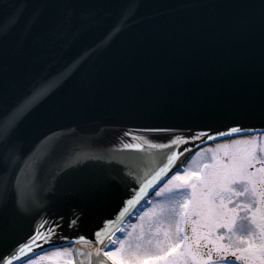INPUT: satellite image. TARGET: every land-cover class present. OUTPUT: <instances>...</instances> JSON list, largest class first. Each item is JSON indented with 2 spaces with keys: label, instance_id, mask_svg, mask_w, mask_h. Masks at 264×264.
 <instances>
[{
  "label": "water",
  "instance_id": "water-1",
  "mask_svg": "<svg viewBox=\"0 0 264 264\" xmlns=\"http://www.w3.org/2000/svg\"><path fill=\"white\" fill-rule=\"evenodd\" d=\"M259 4L0 0V112L46 77L53 94L43 101L46 119L27 146L45 134L56 137L53 155L28 193V210L17 211L12 199L0 204V223L11 238L22 242L34 230L51 227L67 237L58 241L63 246H91L90 264H97L95 250L103 245L95 232L105 221H116L107 244L144 201L118 219L122 199L167 163L168 149L149 146L168 143L166 134L146 129L175 128L189 140L181 150L193 151L224 137L194 140L190 133L215 135L237 125L264 128ZM73 162L79 163L70 166ZM78 256L76 251L75 264Z\"/></svg>",
  "mask_w": 264,
  "mask_h": 264
},
{
  "label": "snow or ice",
  "instance_id": "snow-or-ice-1",
  "mask_svg": "<svg viewBox=\"0 0 264 264\" xmlns=\"http://www.w3.org/2000/svg\"><path fill=\"white\" fill-rule=\"evenodd\" d=\"M259 7L264 22V0H260ZM52 94L49 79H39L19 100L0 112V160L3 161V167H0V204L7 205L12 199L17 211L28 210V193L39 183L44 166L56 147L55 133L45 134L38 138L37 143L27 146L34 130L46 119L42 104ZM261 109L264 112V93ZM146 131L166 134L168 143L149 146L168 149L165 153L167 163L138 190H129L128 198L122 199L117 210V218L129 216L134 206L146 200L150 192H154L156 197L175 193L181 199L171 201L170 206L153 205L141 210L139 223L131 225L132 231L109 239L107 244L105 238L114 234L116 221H105L104 227L94 234L95 240L103 245L95 250L97 264H106L105 258L112 264H264V128L237 125L227 131H216L215 135L206 131L199 135L190 133L194 140L224 137L230 141L207 149L212 153L210 162L198 170L183 167L192 157L177 165L180 156L191 151L187 147L182 150L179 147L187 145L189 140L177 134V129L154 127ZM124 148L141 150L143 145L125 144ZM93 159L102 161L104 158ZM169 173L173 174L165 183L164 178ZM161 184L163 186L159 187ZM146 202L153 203L151 200ZM146 223L148 232L155 227V235L159 237L162 231L163 238L155 239L157 252L143 251L141 255L142 244L139 241L144 239ZM76 224L77 220L71 221L72 226ZM61 227L57 223V228ZM137 228L140 229L136 238L138 242L133 245L129 241ZM118 230L125 233L123 228ZM34 231L35 235L30 234L22 242L16 241L0 223V264H15L22 258L27 259V264H41L46 259L55 264L61 258L63 264H73L74 250L58 243L67 237L51 227L46 232ZM79 240L83 241L84 237H79ZM41 241L49 246V252H44ZM148 243H153V240ZM116 244L119 247H111ZM37 247L43 255L35 252ZM30 253L32 257H29Z\"/></svg>",
  "mask_w": 264,
  "mask_h": 264
},
{
  "label": "rangeland",
  "instance_id": "rangeland-1",
  "mask_svg": "<svg viewBox=\"0 0 264 264\" xmlns=\"http://www.w3.org/2000/svg\"><path fill=\"white\" fill-rule=\"evenodd\" d=\"M262 136H264V134H262ZM229 142L230 141L228 139H226V140H222V141L215 142L214 144H211L209 146H206V147L200 149L192 157L193 159L192 160H189V163L188 164H185L183 167L190 168L191 170H198L199 168L202 167V165L204 163H209L210 162V158H211L212 153L211 152H208L207 149H209V148H213L214 149L216 147L217 143H229ZM198 152L200 153L199 156L196 155ZM166 182H167V180L165 181V183ZM162 186L163 185H161V187ZM179 199H181V196L180 195H177L175 193L174 194L165 193L162 197H156L155 196V193H154L150 198L147 199V200H151L153 203L152 204H149V203L146 202L147 200L144 201L143 204L138 208V210L131 217V219H129L123 225L122 228L125 229V233H121L119 231L113 239H115L117 237H122L123 235L126 234V232L132 231L131 225L132 224H138L139 223V214L141 213V210H147V209L151 208L153 205L170 206L171 201H173V200H179ZM241 223L247 224L246 221H242ZM165 227H166V225H165ZM139 233H140V229L137 228L133 232V236H132L131 240L129 241V243L135 245L138 242L136 238L139 236ZM156 238H159V239H162L163 238L162 231L159 234V237H157L155 235V227L153 228L152 232H148V230H147V223H146V225H145V235H144V239H143V241H139L142 244L141 255H143V251H147L149 253H155V252L158 251V249L155 246V239ZM150 239L153 240V243H151V244L148 243V241ZM111 247L112 248H116V247H119V245L116 244V245H112ZM66 248L73 249V247H66ZM54 250L55 249H53L52 251H54ZM46 252H49V250L46 251ZM43 254L44 253H41L39 255H43ZM72 259H73V264H74V254H73ZM22 264H27V262L22 263ZM41 264H54V262L52 260L46 259V260L42 261ZM55 264H63V258H61L59 261L55 262ZM238 264H239V262H238Z\"/></svg>",
  "mask_w": 264,
  "mask_h": 264
},
{
  "label": "flooded vegetation",
  "instance_id": "flooded-vegetation-1",
  "mask_svg": "<svg viewBox=\"0 0 264 264\" xmlns=\"http://www.w3.org/2000/svg\"><path fill=\"white\" fill-rule=\"evenodd\" d=\"M87 254V251L85 249H80V261H84V264H87L86 263V260L83 258L84 255Z\"/></svg>",
  "mask_w": 264,
  "mask_h": 264
},
{
  "label": "bare ground",
  "instance_id": "bare-ground-1",
  "mask_svg": "<svg viewBox=\"0 0 264 264\" xmlns=\"http://www.w3.org/2000/svg\"><path fill=\"white\" fill-rule=\"evenodd\" d=\"M192 153V151L187 152L186 154H184L178 161V164L181 163L182 160L186 159L187 157H189V155ZM91 247V246H90Z\"/></svg>",
  "mask_w": 264,
  "mask_h": 264
}]
</instances>
